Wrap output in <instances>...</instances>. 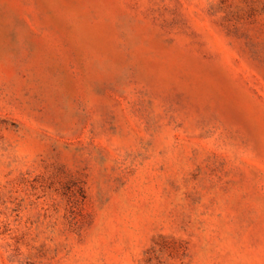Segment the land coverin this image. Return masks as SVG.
<instances>
[{
	"label": "rangeland",
	"instance_id": "1",
	"mask_svg": "<svg viewBox=\"0 0 264 264\" xmlns=\"http://www.w3.org/2000/svg\"><path fill=\"white\" fill-rule=\"evenodd\" d=\"M0 264H264V0H0Z\"/></svg>",
	"mask_w": 264,
	"mask_h": 264
}]
</instances>
